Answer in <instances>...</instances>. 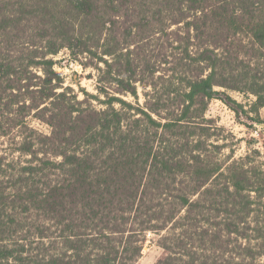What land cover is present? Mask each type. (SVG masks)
Instances as JSON below:
<instances>
[{
    "label": "trees",
    "instance_id": "16d2710c",
    "mask_svg": "<svg viewBox=\"0 0 264 264\" xmlns=\"http://www.w3.org/2000/svg\"><path fill=\"white\" fill-rule=\"evenodd\" d=\"M230 91L264 107V0H0V264H139L149 234L155 264H264V163L207 118L262 122Z\"/></svg>",
    "mask_w": 264,
    "mask_h": 264
},
{
    "label": "rangeland",
    "instance_id": "374dc122",
    "mask_svg": "<svg viewBox=\"0 0 264 264\" xmlns=\"http://www.w3.org/2000/svg\"><path fill=\"white\" fill-rule=\"evenodd\" d=\"M70 55V51L63 49L55 56V69L64 78V86H72L75 93H78L81 98L83 97L82 88L91 93H97L98 72L94 67L86 65L87 61L84 57L71 58ZM145 91L142 86H139L140 101L142 102ZM229 93L245 105L251 117L259 115L262 122L253 121V119L244 116L239 118L225 101L213 99L207 110V118L211 119V125L219 129V142L225 144L223 156L234 154V158H239L251 153L253 159L264 163V107L259 110L257 115L251 111V104L255 100L253 95L239 91H230ZM125 97L135 101L131 95ZM27 119L36 128L49 132V126L33 114ZM6 141L5 138L3 143ZM158 239V235H148L144 254L140 258L139 264H155L163 254V248L158 244Z\"/></svg>",
    "mask_w": 264,
    "mask_h": 264
}]
</instances>
